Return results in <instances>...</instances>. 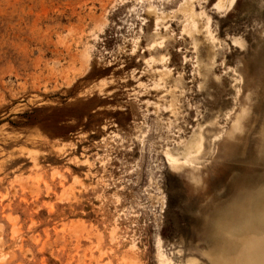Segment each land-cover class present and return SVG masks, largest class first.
Listing matches in <instances>:
<instances>
[{
	"label": "rangeland",
	"instance_id": "rangeland-1",
	"mask_svg": "<svg viewBox=\"0 0 264 264\" xmlns=\"http://www.w3.org/2000/svg\"><path fill=\"white\" fill-rule=\"evenodd\" d=\"M244 168L264 0H0V264H194L188 188Z\"/></svg>",
	"mask_w": 264,
	"mask_h": 264
},
{
	"label": "clouds",
	"instance_id": "clouds-1",
	"mask_svg": "<svg viewBox=\"0 0 264 264\" xmlns=\"http://www.w3.org/2000/svg\"><path fill=\"white\" fill-rule=\"evenodd\" d=\"M186 195L199 242L194 264H264V169L244 168Z\"/></svg>",
	"mask_w": 264,
	"mask_h": 264
},
{
	"label": "bare ground",
	"instance_id": "bare-ground-1",
	"mask_svg": "<svg viewBox=\"0 0 264 264\" xmlns=\"http://www.w3.org/2000/svg\"><path fill=\"white\" fill-rule=\"evenodd\" d=\"M234 2H235V0H231V4H233ZM190 16H193V14H191ZM157 26H158V24H157ZM158 44H160V45H158ZM158 44H157V46H159V48H160V50L158 52H163V48L165 47L164 40H162ZM154 47L155 46H153L152 49ZM163 58H165V56H163ZM159 60H161V58ZM162 61L164 62L165 59L164 60L162 59L161 62ZM163 67L164 66H162L161 70H158V72H156L157 73V77H159V80L162 81L166 86L169 85V87H171V85L177 84L178 80L172 78L171 70L166 68V67H164V68ZM169 87L166 89L167 92H168ZM171 96H172V94H171ZM199 137L201 138L202 135H200ZM201 140H202V138H201ZM192 147H193V145L192 146H186L184 156H185L187 161L194 163L192 158L190 157V153H191L190 150L192 149ZM171 157H173V156H171ZM172 160L176 161L177 159H172Z\"/></svg>",
	"mask_w": 264,
	"mask_h": 264
}]
</instances>
